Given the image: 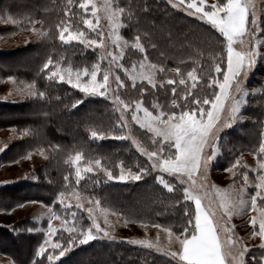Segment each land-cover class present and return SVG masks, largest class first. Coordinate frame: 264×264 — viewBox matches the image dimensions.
<instances>
[{
	"label": "trees",
	"instance_id": "1",
	"mask_svg": "<svg viewBox=\"0 0 264 264\" xmlns=\"http://www.w3.org/2000/svg\"><path fill=\"white\" fill-rule=\"evenodd\" d=\"M80 1L0 0L1 10L25 12L28 23L33 17L43 19L45 31L37 43L16 50L0 51L1 74L35 81L38 89L44 93L39 99L31 97L20 102H0V127H16L17 130L34 127L35 130L33 135L13 143L3 157L14 160L37 146L47 145L53 149L49 162L38 169L36 177H27L0 187V208H11L20 202L36 200L53 205L55 211L62 214L60 208L63 207L56 198L58 193L78 190L126 219L155 222L181 232L189 225L188 219H194L193 202L176 189L169 191L155 177L136 182H104L98 177H90L88 181L80 179L76 183L73 157L77 153H80L82 161L102 159L101 162L113 174L117 173L119 163L137 170L147 166L145 158L138 155L130 142L110 138L98 141L92 137L93 131L102 134L114 129L117 115L109 103L102 98L81 101L82 95L67 83L49 79L44 71H37L34 65H30L37 50L41 51L40 57L48 56L55 64L82 68L94 62L97 58L95 51L86 49L80 43L62 44L59 40L60 26L66 25L69 19L74 21L75 29H83ZM115 2L123 9L126 21L123 33L131 38L139 37L144 47L143 54L163 69H159L160 73L165 72L164 81L157 83L155 88L145 82H136L133 87L130 82L125 98L142 100L146 108L167 114L181 112L185 108L193 110L191 97L198 96L201 101L204 98L210 101L215 96L218 85L211 84V80H222L227 66L225 37L217 29L174 7L168 0ZM67 8L72 9L70 16ZM261 28L264 29V24ZM260 33L264 42V31ZM217 64L220 65V73L215 71ZM177 67L180 68L179 73L174 71ZM189 72H194L197 77L195 88L192 87ZM170 77V81L175 83L166 81ZM181 79H185L184 85L179 83ZM248 85L251 91L244 108L246 119L222 134V154L216 164L222 170L230 167L245 151L255 152L260 158L261 132L264 131L260 123L264 121V56L250 75ZM173 87L176 93L171 91ZM187 94L190 95L183 99ZM174 98L178 103L173 106L170 101ZM78 100L81 103L77 104ZM184 102H188L189 106H181ZM29 224L37 226L35 221L29 222L27 218L9 226L0 225V252L11 255L17 264H33L34 260L43 259L35 256L41 236L34 228L26 227ZM188 229L191 231V225ZM68 235L59 229L54 239L65 245ZM62 236L64 239H61ZM103 241L76 247L54 264H181L170 256L137 246ZM263 252L260 247L258 258ZM48 253L46 251V255Z\"/></svg>",
	"mask_w": 264,
	"mask_h": 264
},
{
	"label": "rangeland",
	"instance_id": "2",
	"mask_svg": "<svg viewBox=\"0 0 264 264\" xmlns=\"http://www.w3.org/2000/svg\"><path fill=\"white\" fill-rule=\"evenodd\" d=\"M168 1L174 7L182 10L188 3V0ZM197 2L199 3V0H197ZM253 2L257 5L259 15L261 0H253ZM85 3L87 4V8L81 9V28L83 29H75L74 21L72 19H69L66 25H64V27L67 28V31L64 32V35L66 37L69 34L74 35L78 32L83 33V37H81L80 40H59L62 44L80 43L86 49L95 51L97 58L93 63L82 68H76L71 65H65L63 63L55 64V62L51 59L52 63L49 64V69L55 71L57 69L54 66L58 65L59 69L61 70H67L71 68L72 72L74 73L77 69L83 70L84 68H87L89 71H91L95 65L99 64L100 71L97 74V81L99 82H102L103 73L105 71L108 72L109 89L106 97L91 96L82 92L80 89L73 87L72 84L67 83L66 71L64 73L66 77L64 81L59 80V78L55 79V81L67 83L74 91L82 95L83 99H81V101L93 98H102L106 101L107 104H110L108 105L115 111L117 118L119 117V112L117 111L118 106L115 103L114 97L118 95L121 100L125 101V103H129L131 107L125 112L124 120L126 121V123L123 125V127L120 128L119 125L115 123L116 127L111 132L102 134L97 133V137H95V139L98 141L108 138H110L111 140L123 139L127 142H130L131 145L137 150L138 155L141 158H145V164H147V166L144 165V167H148V165H150L152 162L147 159V157L140 151V149L136 146L135 143H133V141L135 140L137 143H139L140 146L147 149L148 151L157 150L159 145L153 144L151 141L152 134L148 133L145 129L141 128L136 124L134 120L131 119V113L134 110L135 104L137 102L142 105V108H146L143 105L142 100H129L125 98V94L128 90V87L130 86L129 83H132L130 74L133 72V66H135V73L139 74L141 72L140 65L144 64L145 67L143 71L145 73L153 74L156 84L164 81L163 76L165 72H159V69H161L159 65H156L155 69L150 68L149 65L155 64H153L148 56L144 55L143 52L140 51V49L135 47L137 37L135 36V38H131L123 33V29L126 27V21L123 16V12L119 11L122 8L116 5L115 0L80 1V5ZM212 4L221 3L218 0H204L203 6L207 10ZM93 6H95V9H93ZM71 10L72 9L69 8L66 9V12L69 16L71 15ZM12 20H14L15 23H13ZM86 20L92 21V28L88 27V25L85 23ZM204 21L207 22L206 20ZM72 26H74V28ZM33 28H35L36 31H33ZM44 32L43 19L33 17L28 23V15L25 14V12H11L10 10L3 11L0 8V51L16 50L20 47L33 44L36 41L38 42L42 39L40 37L44 35ZM85 37L89 41L96 40L97 43L92 47H88L82 42L83 38ZM245 39L246 42L248 40H251L252 45H255L257 40H259L261 42L259 50L264 52V42L260 32L256 33L253 37L250 38L246 36ZM139 43L142 44L141 41H139ZM245 46H247V43L246 45H240L239 43L233 45V47L237 50H242V48ZM225 48L227 59L226 38ZM40 52V50H37L35 52V55L33 56L34 64L32 61L30 65H34V69L37 71H44L43 73L48 75L49 77V69H45L43 65L50 58L48 56H45L43 58L42 56L40 57ZM121 52H123V56H120ZM113 56L118 57V59L112 60ZM145 57H147V59H145ZM260 58H262V56ZM260 58L257 59L256 64L248 72L247 78L243 81L242 87L246 90L247 94L241 96V94L230 91L229 99L224 102V110L221 112L220 119L216 122L213 129V131H216L218 129V131L216 132V139L213 140L210 134L208 142L205 144L203 149L202 155L212 156V159L208 162L207 166L205 167L202 165L191 179L184 175L182 179L187 181V183H182L181 179L177 178V175L179 174L173 175L171 173L164 172L160 168L154 169L148 175L143 176V179H147L150 176L152 178L155 177L156 181L163 185L161 183L162 178L172 186V189H176V192H182L187 197V193H185L184 191V189L187 188L189 192L199 197L201 199L202 207L211 214L214 222L216 223L215 225L222 242L223 250L228 254L227 259L230 260L232 264H238V261L241 258L240 251L242 248L247 249L245 255L243 256V260L246 262V264H251V257L255 256L258 258L260 247H262L264 250V237L260 235H252L254 230L256 232H259V217L261 215V212L264 211V200H262L261 198H257L256 209L253 210L250 207V196L257 190L256 185L259 183V176L262 174V172L259 170L260 158L257 157L255 152L245 151L242 152L235 159L234 163L227 169L222 170L216 167L217 161L222 154L221 139L222 141L224 140L222 134L235 126L240 125L246 119L244 108L246 103L248 102L249 93L251 91V88L248 85V81L250 75L255 70ZM110 61L111 63H109ZM117 64L123 65V67H117ZM5 67L7 68L8 65H5ZM124 69H128V71L126 72ZM117 75L120 76L121 80L124 83V87H121L119 89H117L116 82H114V78ZM10 76L14 79L10 80ZM170 79L172 78L170 77L166 81H170ZM89 80V76L81 77L82 83L88 82ZM136 82L148 83L147 80L140 79L139 75L137 76ZM30 85L32 86V90L34 92H41V90L38 89L35 81L30 82L25 80V78L23 77L15 75L6 76L0 73V102H20L31 97H36L21 94L22 92L26 93ZM218 92L219 88L217 93ZM188 95L189 94H187L183 99H187ZM233 96L236 100H240L242 98L244 103L239 105V111L236 114L239 118L235 121H230L229 117L231 116V104L233 103ZM109 97H112L113 99H109ZM213 99L214 97L211 100ZM172 101L173 99L170 101V103L173 106L178 103L176 102L175 104H173ZM185 104L186 102L182 103L181 106L185 107ZM187 106H189L188 102ZM208 108H210V104L207 105L205 109ZM148 110L153 112V115H157L160 113L157 111H152L150 109ZM182 111H188L189 113H191L193 110H191L190 108H185L182 109L181 112ZM171 113L172 112H169L167 114L170 115ZM176 113L177 115H179L180 112ZM140 115H143L142 111ZM199 115L200 114L197 111V118H199ZM34 132V127H31V129L27 128L26 130H17L16 127H0V148L3 149L2 151H0V187L12 184L27 177H36L38 169L43 165H47V163L49 162L52 156L51 152L53 149L47 145L42 147H32L27 150L25 154L16 157L17 159L14 160H7L5 157H3L4 153L13 143L25 138L26 136L28 137L30 135H33ZM156 139L159 140L160 138L157 137ZM167 143L168 142H165V144ZM174 151V149L171 150L172 153H174ZM161 154L165 156L169 155V149L165 147L164 152ZM75 155L73 157V161L75 159ZM95 160L100 161L99 166H96L94 164ZM101 160L102 159L91 158L82 161L81 157V160L78 163L74 164L75 167H79L81 169L92 167L93 171H82L80 179L88 181L90 177H98L99 180H102L104 182L137 181L133 179L125 181H119L116 179L110 180L108 179L107 174L104 170L107 169L112 173L113 177H117L119 176L122 168L127 175L129 172H137L141 167H139L137 170L119 163V167H117V173L113 174L112 170L107 168L101 162ZM237 161H239V163H237ZM245 173L247 174V181H245L244 179ZM151 177L150 179H152ZM192 181H195V183H193ZM61 192L64 193L63 197H60ZM241 193L245 201L247 202V205L237 213L233 214L231 217H228L222 207V195L226 194L228 196L234 197L237 194ZM77 197H79V199H77ZM56 198L57 201H59V205L63 207L60 208L62 214H58L55 211L53 205L45 204L41 201L36 200L24 201L17 203L11 208H0V225L9 226L25 218H27V221L29 222L35 221L37 223V226L29 224L26 225V227L34 228V230H36L40 234V246L43 243L44 239L47 238L49 222H51V226L56 229V233L59 229L66 231L63 223L64 221L68 222V227H73L76 230L77 235H79L81 231H87L89 227H92V221L86 209L91 207L94 210L93 215L96 217V220L100 224L101 228L105 229L107 235L101 233L96 236V239L85 244H80L77 240V242L65 253V256L69 253L70 250L76 247L86 246L97 240H104L103 242H123L124 245L137 246L148 251H153L165 256H170L181 263V261L179 260V255L173 256L171 255V253L182 254V247L179 241L175 239V236L180 235L184 230L181 232H177L173 230L172 227L159 223L126 219L114 209L102 205L100 201L99 205H96L94 201L98 200H95L89 195L78 190L60 191ZM61 199H63L64 203H60ZM192 202L195 207V201L192 200ZM21 204L23 205L22 207L17 206ZM52 213H55L56 216L59 217V219L53 218ZM253 217H255L257 220V223L255 225L249 223V221ZM194 220L195 215L193 223ZM233 225L235 226L234 228L232 227ZM188 227L189 225L187 226V228ZM229 228L231 229V232L227 230ZM165 229H170L174 235L170 238L169 232ZM56 233L52 236L53 243L57 242V240L54 239ZM93 234L96 235L94 228ZM229 236H231L232 240L235 241L234 244L228 243ZM182 238L183 236H181V239ZM134 240L150 241L153 247H146L145 245L131 243V241ZM60 244L61 246H64V243L60 242ZM47 251L49 252L48 254L58 256L59 249H57L56 253H53L51 249H48ZM60 258L62 257H58V259H56L54 263L59 261ZM0 264L17 263L11 255L0 252Z\"/></svg>",
	"mask_w": 264,
	"mask_h": 264
},
{
	"label": "snow or ice",
	"instance_id": "3",
	"mask_svg": "<svg viewBox=\"0 0 264 264\" xmlns=\"http://www.w3.org/2000/svg\"><path fill=\"white\" fill-rule=\"evenodd\" d=\"M204 0H188L187 5L184 7V11L193 16H198L200 20H206L213 28L217 29L227 41V66L226 70L223 73L222 81L212 78L211 84L218 85L219 92L215 94L214 99L209 101L207 98H204L202 101L197 97H191V102L194 105L193 111L189 113L188 111H182L177 115L173 111L170 115L161 111L157 115H153V112L149 111L148 108H142V105L137 102L135 104L134 110L131 113V119L136 122L141 128L145 129L148 133H151V141L153 144L159 145L157 150L148 151L139 145L135 140L133 143L140 149V151L147 157L152 163L148 167H141L135 173L129 172L125 174L124 169H121L119 176L113 177L112 173L105 169L104 171L107 174L108 179H116L119 181H125L129 179L141 180L144 175H148L152 170L160 168L164 172L177 175L178 179H181L182 183H187L183 180L182 177L186 175L189 179L201 168V166H207L208 162L212 159L211 155H202L205 144L208 142L209 135L211 134L213 140L216 139V131H213L214 125L220 119L221 112L224 110V102L229 99L230 91L241 94V96L246 95V90L242 87L244 79L247 78L248 72L256 64V61L261 56H264V52L260 51V41L257 40L255 45L251 44V40L246 42L245 37H253L256 33L264 31L261 28V25L264 24V0H261V6L259 8V15L256 3L253 0H226L221 4H212L207 10L203 6ZM81 8L86 9L87 4H81ZM95 9V6H93ZM107 10V7H106ZM119 11L123 12V9ZM11 19V18H10ZM15 23L14 20H12ZM85 23L89 28L93 27L91 20H86ZM61 41H71V40H80L83 37V33L69 34L67 37L64 35V32L67 31V28L61 24ZM33 31H36L33 28ZM82 42L88 47H92L97 43L96 40L89 41L86 37L83 38ZM239 43L240 45H246L242 50H237L233 47L234 44ZM102 46V42H101ZM155 47V45H153ZM135 47L140 49L141 52H144V47L139 43V37H137V42ZM120 56H123V52L120 53ZM103 58V56H102ZM118 57L113 56L112 60H116ZM147 59V57H145ZM52 61L49 59L43 67L49 69V64ZM111 63V61L109 62ZM57 70L53 71L49 69V79H57L64 81L65 80V71L67 72V83L72 84L73 87L80 89L82 92L91 95L106 97L109 89V73L104 72L102 75V82L97 81V74L100 71L99 64L95 65L91 71L87 68L83 70L77 69L74 73L72 69L67 70L59 69V66H54ZM117 67H123V65L117 64ZM141 72L139 74L135 73V66H133V72L131 75L132 86L135 87V82L137 76L139 75L140 79L147 80L148 84L155 88L157 85L154 81V75L145 73L143 71L144 64L140 65ZM150 68L155 69L156 65H149ZM126 72L128 69H124ZM163 71V69H160ZM175 72L179 73L180 68L177 67ZM216 73L221 72L220 65L217 64L215 68ZM82 76H89L90 80L88 82H81ZM188 76L193 81L192 87L195 88V81L197 79L194 72H189ZM10 80H13V77H9ZM114 82H116L117 89L124 87V83L121 80L120 76H115ZM170 84L175 83L174 81H169ZM181 85H184L186 82L184 79L179 81ZM173 93H176V88L171 89ZM27 96H36L38 99L41 96H44L43 92H34L32 86L30 85L26 93L22 92ZM190 95V94H189ZM109 99H113L109 97ZM115 103L118 106L117 111L119 112V117L117 118V125L120 128L126 123L124 120L125 112L131 107L129 103L121 100L117 95L114 97ZM233 103L231 104V116L229 117L230 121H235L237 117V112L239 111V105L244 103L243 99L236 100L235 97H232ZM77 104L81 101H77ZM173 104L176 103L175 98L172 101ZM210 108L205 109V105H209ZM187 106V102L185 104ZM143 115H140V113ZM199 112V118L196 116V112ZM261 128L264 129V121H261ZM116 127L115 125L113 126ZM92 137H97V132L93 131L91 133ZM160 139L157 140L156 138ZM262 142L260 144L259 153L260 164L259 170L262 174L259 176V183L256 185L257 190L254 194L250 196V207L255 210L257 206V198L264 200V131L261 132ZM165 142H168L165 144ZM6 147V145H5ZM165 147L169 149L170 154L165 156L161 153L164 152ZM174 149V153L171 150ZM3 149L0 148V151ZM81 160L80 153L75 155L74 163H78ZM239 163V161H237ZM94 164L96 166L100 165L99 160H95ZM92 172L93 168L88 167L86 169L76 168V183H79L81 178V172ZM67 181V177L64 178ZM244 179L247 181V174H244ZM195 183V181H192ZM161 183L169 191H172V186L164 181L161 178ZM187 193V199H192L195 201V220L194 223L191 218L188 219V224L191 225V231L187 227L184 228V231L175 236V239L179 241L182 247V254L171 253L173 256L179 255V260L181 264H232L230 260L227 259L228 254L222 251V242L217 233L216 226L213 224V220L210 218L209 213L202 207L201 199L191 192L187 188L184 189ZM64 193H60V197H63ZM79 199V197H77ZM222 207L224 212L228 217H231L233 214L237 213L243 209L247 202L245 201L242 193L237 194L236 196H228L223 194L221 197ZM60 203H64L63 199L60 200ZM96 205H99V201H94ZM22 207L23 205H17ZM79 206V205H78ZM86 211L89 213V216L92 221V227H89L87 231H81L77 235L76 230L73 227L67 226V221H64L65 230L69 233L66 238V243L64 246H61L60 242H52V236L56 233V229L51 226L49 222L48 226V235L44 239L43 243L39 246L38 251L35 253L37 257H43V259L34 260L33 264H54V261L58 257L65 256V253L77 242L80 244L88 243L96 239V236L103 233L107 235L105 229L101 228L100 224L97 222L96 217L93 215V208H88ZM52 217L59 219L55 213H52ZM249 223L255 225L257 220L253 217ZM235 227L234 225L232 226ZM93 228L95 229L96 235L93 234ZM169 232V237L171 238L174 234L170 229H165ZM231 232V229H227ZM32 231V229H28ZM252 235H260L264 237V211L261 212L259 217V232L253 231ZM181 236L183 238L181 239ZM61 239H64L62 236ZM133 244L145 245L146 247H153L150 241L139 240L131 241ZM228 243L234 244L235 241L232 240V237H228ZM51 248L53 253L58 251V256L53 254H47L46 251L48 248ZM159 250V249H157ZM247 251L246 248H242L240 251V260L238 264H246L243 260V256ZM251 264H264V254L259 258L253 256L251 257Z\"/></svg>",
	"mask_w": 264,
	"mask_h": 264
},
{
	"label": "crops",
	"instance_id": "4",
	"mask_svg": "<svg viewBox=\"0 0 264 264\" xmlns=\"http://www.w3.org/2000/svg\"><path fill=\"white\" fill-rule=\"evenodd\" d=\"M209 215H210V218L213 220V224L215 225L216 223L214 222V219L212 218V216H211V214L209 213ZM216 226V225H215ZM217 229V228H216ZM217 233H218V231H217ZM219 235V234H218ZM263 245H264V243H263ZM222 251L224 252V250H223V247H222Z\"/></svg>",
	"mask_w": 264,
	"mask_h": 264
}]
</instances>
